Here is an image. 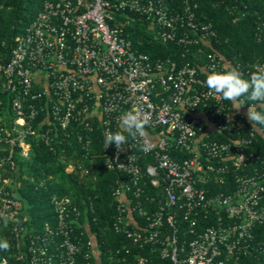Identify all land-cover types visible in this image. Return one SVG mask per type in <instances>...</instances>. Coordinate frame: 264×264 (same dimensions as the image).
I'll list each match as a JSON object with an SVG mask.
<instances>
[{"label": "built area", "instance_id": "obj_1", "mask_svg": "<svg viewBox=\"0 0 264 264\" xmlns=\"http://www.w3.org/2000/svg\"><path fill=\"white\" fill-rule=\"evenodd\" d=\"M195 6L196 0H183L179 8L164 0H44L9 58L0 60L2 89L22 88L10 101V114L0 116V142L6 149L0 170L16 171L15 147L25 158L31 140L52 147L58 127L89 128L95 117L102 128L105 166L126 175L113 190L115 231L139 249L156 250L167 264H249L242 257L264 264V242L256 238L264 230V147L247 149L257 135L264 139V129L253 128L243 97L239 111L232 109L206 87L196 65L150 61L128 35L133 19L143 17L152 39L208 42L215 30ZM206 56L200 69L229 66L216 52ZM259 66L264 61L230 67L248 78ZM136 108L150 115V141L129 137L119 151L114 144L104 148L105 134L117 130L120 116ZM224 131L225 138L211 136ZM141 143L150 150L140 151ZM87 146L88 141L82 145ZM172 148L189 156L172 155ZM140 152L152 155L144 167ZM146 181L157 190L146 192ZM13 183L11 174L0 176V217L11 223L17 258L27 260L19 264H95L96 243L88 237L83 251V239L72 234L73 222L88 226L79 222L81 209L66 195L52 196L55 225L23 237L22 205L8 189ZM212 183L224 188L213 189ZM142 195L153 201L151 209L142 205ZM79 233L83 236V230ZM1 264L10 263L2 257ZM134 264H154L153 256L138 253Z\"/></svg>", "mask_w": 264, "mask_h": 264}, {"label": "trees", "instance_id": "obj_2", "mask_svg": "<svg viewBox=\"0 0 264 264\" xmlns=\"http://www.w3.org/2000/svg\"><path fill=\"white\" fill-rule=\"evenodd\" d=\"M164 1L179 8L183 0ZM196 1L195 10L204 15L215 30V35L210 37L208 42L199 41L186 45L152 39L153 30L148 27V20L139 17L134 18L128 28L133 48L146 52L153 62L159 59L173 61L177 66L184 62L196 65L199 70L198 75L204 80L207 73L212 70L200 69V65L207 64L206 55L209 51L218 53L229 64L226 68L217 71L230 69L231 64L233 66L236 62L248 66L253 62L264 61V0ZM43 2L44 0H0V60L6 61L9 58L17 37L31 25ZM3 79L0 74V116L2 117L7 113L10 114L11 99L22 90L19 86L14 89H2ZM37 87L38 85L34 84V88ZM243 98L247 105L253 103L246 97ZM224 101L232 106L231 101ZM35 120L34 126L37 127L39 119ZM71 126L67 129L58 127L56 137L51 143L52 147L40 140H31V148L25 158L17 154L16 149L19 147H15L16 171H9L8 168L0 170V176L9 174L14 176L15 183L8 189L22 205L18 210V216L21 220L25 218L23 237L55 225L57 219L52 196L66 195L81 209L79 222H85L84 224L88 226L86 230L81 222H73L71 225L75 233H71L76 239L79 237L83 239V251L87 247L85 240L88 237L96 243L91 253L95 264H134L138 253L152 255L154 264L160 262L167 264L166 260L159 258L156 250L149 252L147 249H139L130 238L113 228V220L117 213V201L113 196V190L118 181L126 179V175L105 166L102 155V128L96 118L90 120L89 128H83L80 124ZM260 127L264 129V126ZM76 133L81 135V139L77 138ZM125 135L127 136L126 133ZM211 136L217 139L225 138V131L215 132ZM87 141L88 146L83 148L82 145ZM263 147L264 139L261 135H257L256 140L247 149ZM172 150V155L189 156L188 153L177 148ZM5 152V145L0 142V156ZM138 160L144 167L152 160V155L140 152ZM70 164L73 168L66 169ZM146 182L144 185L146 192L157 190V187H152L148 181ZM210 187L219 190L224 188L213 183ZM141 197L142 205L151 209L153 201H144L143 195ZM133 214L136 220L142 223L143 217L136 211ZM80 230H83V236L80 235ZM256 238L264 242V230L260 229ZM3 239H6L11 247L7 251L0 250V264L2 257H6L10 264L25 263L27 260L17 258L18 250L14 243V233L11 232V223L9 221L5 223L1 219L0 240ZM20 245L25 248L23 243ZM125 248H128V251H125ZM241 262L258 264L257 260L247 257H242Z\"/></svg>", "mask_w": 264, "mask_h": 264}, {"label": "clouds", "instance_id": "obj_3", "mask_svg": "<svg viewBox=\"0 0 264 264\" xmlns=\"http://www.w3.org/2000/svg\"><path fill=\"white\" fill-rule=\"evenodd\" d=\"M206 87L224 100L232 102V109L239 111L244 104L241 97L253 103L247 109V118L252 122L253 128L264 126V66L257 67L248 78H245L238 68H230L224 71L212 70L207 73L205 79ZM150 115L136 108L123 113L119 118L118 129L108 131L105 134L104 148L114 144L119 151L129 137L133 140L150 141L146 127L150 125ZM127 133V136L125 135ZM150 150L148 143L140 144V151ZM5 223L8 218L0 217ZM11 247L6 240H0V250L7 251Z\"/></svg>", "mask_w": 264, "mask_h": 264}]
</instances>
